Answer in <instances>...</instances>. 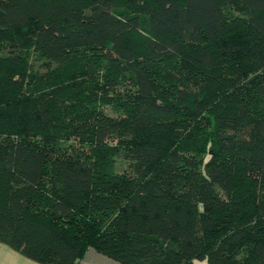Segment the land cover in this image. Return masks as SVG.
Segmentation results:
<instances>
[{
    "label": "trees",
    "instance_id": "trees-1",
    "mask_svg": "<svg viewBox=\"0 0 264 264\" xmlns=\"http://www.w3.org/2000/svg\"><path fill=\"white\" fill-rule=\"evenodd\" d=\"M0 244L264 264V0H0Z\"/></svg>",
    "mask_w": 264,
    "mask_h": 264
},
{
    "label": "crops",
    "instance_id": "crops-1",
    "mask_svg": "<svg viewBox=\"0 0 264 264\" xmlns=\"http://www.w3.org/2000/svg\"><path fill=\"white\" fill-rule=\"evenodd\" d=\"M0 264H38L28 258L23 257L6 245L0 244ZM77 264H120L94 249L85 251L82 259Z\"/></svg>",
    "mask_w": 264,
    "mask_h": 264
},
{
    "label": "rangeland",
    "instance_id": "rangeland-1",
    "mask_svg": "<svg viewBox=\"0 0 264 264\" xmlns=\"http://www.w3.org/2000/svg\"><path fill=\"white\" fill-rule=\"evenodd\" d=\"M36 55H32L31 59H30V63L32 65L39 67V65L41 64V61H39V59H37ZM37 61V62H36ZM108 112V108L105 109ZM116 167L119 171H121L122 169H126L127 165L124 163L122 158H116ZM194 264H208L206 260L203 261H194Z\"/></svg>",
    "mask_w": 264,
    "mask_h": 264
}]
</instances>
